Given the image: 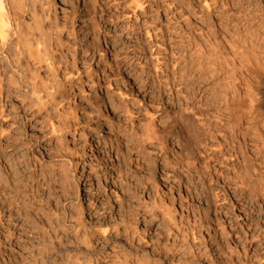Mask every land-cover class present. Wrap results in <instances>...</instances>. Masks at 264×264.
I'll list each match as a JSON object with an SVG mask.
<instances>
[{
	"label": "rangeland",
	"instance_id": "obj_1",
	"mask_svg": "<svg viewBox=\"0 0 264 264\" xmlns=\"http://www.w3.org/2000/svg\"><path fill=\"white\" fill-rule=\"evenodd\" d=\"M125 1H8L0 264H264V124L201 54L240 82L264 0Z\"/></svg>",
	"mask_w": 264,
	"mask_h": 264
},
{
	"label": "bare ground",
	"instance_id": "obj_2",
	"mask_svg": "<svg viewBox=\"0 0 264 264\" xmlns=\"http://www.w3.org/2000/svg\"><path fill=\"white\" fill-rule=\"evenodd\" d=\"M8 1L9 0H0V41L1 42L6 40V37L8 35L6 29H8L9 28L8 26L10 25V20L6 16L7 13L6 15H4L3 13L4 10L7 11L6 7L10 6ZM10 1L12 2L13 0ZM128 2H129L128 0L125 1V4L128 6L130 5V7H132L134 10H142L144 4L146 3V1H142V0H137L132 3L130 2L128 3ZM236 4L242 6L244 5V2L243 0H236ZM245 40H248L247 46H244L246 44V42H244ZM235 44L236 46L232 44V48L236 49L235 51L236 52L239 51L241 54L240 59L238 58L239 60H241L239 63L242 66L241 68L242 70L239 72V77H238V79H240V82H235L237 78H235V76H232L231 74L230 75L228 74L229 72L226 70V67L228 66H226V64L222 63L223 65L221 64L222 66L221 65L219 66L220 62L218 63L211 60L208 51H206V53L204 52L201 53L206 59V65H208V67L205 70V73L207 72L208 75L206 76L208 78L212 76L216 77L220 73L219 78H222L221 76H223L224 80H231V82L229 81V83H231V86L229 87V91L227 93V95L229 96L228 97L223 95H222L223 97L218 96L217 97L218 101L220 103L221 101H223V105L226 109L230 108V106H232L233 103H236L237 113L240 114H244L246 111H253V113L251 114H254L255 118L260 119V121H258L259 124H264V61L263 63L261 62V60H264V33H251L247 39L242 40L241 44H237L236 42ZM202 55H200L199 58H201ZM259 57H261L260 62L258 61ZM191 59H193V57H191ZM223 59L225 58L223 57ZM253 60H257L259 63L256 61L257 63L255 62L254 64ZM224 65L225 68L223 67ZM208 131L211 132L209 126H208ZM146 132L148 139L149 138L154 139L157 135L156 132L153 130H147ZM231 139L232 140H230L229 142L232 143H234L235 142L234 139H236L235 145L230 146V148H232V154L237 155L239 154V152L242 151L241 153H242L243 161L238 160V163L241 164L240 168H242V170L241 173L238 174V176L241 184H247L250 182L249 176L251 175L250 173L251 171L249 169L251 168L250 159L249 160L245 159L244 156L246 155V152L245 150H243L242 147H240L243 146L242 144L244 143L238 141L239 139L238 137L236 138V135L235 136L232 135ZM79 203H81V201ZM78 209L80 211V209L82 208L79 207ZM82 211L80 213H82ZM5 244H6L5 241L0 242V246L1 245L5 246Z\"/></svg>",
	"mask_w": 264,
	"mask_h": 264
}]
</instances>
